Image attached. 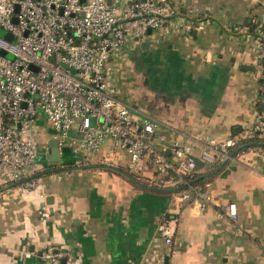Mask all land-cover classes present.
<instances>
[{
  "label": "crops",
  "instance_id": "obj_1",
  "mask_svg": "<svg viewBox=\"0 0 264 264\" xmlns=\"http://www.w3.org/2000/svg\"><path fill=\"white\" fill-rule=\"evenodd\" d=\"M173 1L179 26L129 40L123 57L112 59L109 92L132 107L134 120L157 121L151 143L169 159L176 160L171 144L180 142L203 165L211 142L254 137L263 109L264 0ZM45 124L40 115L36 140ZM48 131L35 171L52 164L64 170L53 166L36 188L6 186L0 175V264H39L49 244L69 251L74 264H158L162 256L175 264H264V147L238 152V145L206 173L209 204L194 214L193 203L182 200L190 189L167 184L150 167L133 171L129 154L109 143L99 155L106 163L69 145L52 163L54 131ZM231 204L233 216L226 213ZM174 215L178 224L168 244L163 232Z\"/></svg>",
  "mask_w": 264,
  "mask_h": 264
},
{
  "label": "built area",
  "instance_id": "obj_2",
  "mask_svg": "<svg viewBox=\"0 0 264 264\" xmlns=\"http://www.w3.org/2000/svg\"><path fill=\"white\" fill-rule=\"evenodd\" d=\"M180 11L173 0H0V28L13 37L0 34V49L10 55L0 54V175L4 185L38 187L41 177H35V165L41 155L33 128L43 115L60 149L69 145L93 160L109 143L114 150L129 154L133 171L150 167L166 175L165 181L173 187L188 185L190 192H183L182 200L193 203L194 214L206 210L208 185L192 186L188 178L229 160L236 142H211L201 154L203 165L191 145L174 142L173 161L151 143L157 121L148 115L134 120L132 107L111 94L108 85L112 59L123 57L129 40L171 34L179 26ZM259 48L264 88V39ZM252 132L264 140V107ZM106 162L105 156L98 160ZM226 213L236 214L234 204ZM177 224V215L166 222L163 237L168 244L173 242ZM39 264H74V259L69 251L49 244ZM158 264L175 263L165 262L162 256Z\"/></svg>",
  "mask_w": 264,
  "mask_h": 264
},
{
  "label": "trees",
  "instance_id": "obj_3",
  "mask_svg": "<svg viewBox=\"0 0 264 264\" xmlns=\"http://www.w3.org/2000/svg\"><path fill=\"white\" fill-rule=\"evenodd\" d=\"M238 145L241 146V149L237 150L238 152H240V151H243V150H247V149H249L251 147H264V140L261 139L260 137H258L257 135H255L254 137L247 138V139L241 141L239 144H236L237 147H238ZM235 147H232L231 152H233ZM54 165H56V164H52V166H49L47 169H45L42 172H36L35 177H41L42 175L51 172L53 169L56 172L65 169L63 167H58L57 168V166L55 167ZM53 166H54V168H53ZM98 166L103 167V168L104 167L105 168L106 167L113 168V167H109V166H106V165H98ZM217 167H215L212 171H215L217 169ZM123 172H125V171H123ZM209 172H211V171H209ZM127 175H129L130 177H133V175H131L129 173ZM188 179H189V183L192 186L206 185L210 181V178H209L208 174H195V175L189 177ZM178 189L183 191V190H188L189 187H188V185L180 184Z\"/></svg>",
  "mask_w": 264,
  "mask_h": 264
},
{
  "label": "water",
  "instance_id": "obj_4",
  "mask_svg": "<svg viewBox=\"0 0 264 264\" xmlns=\"http://www.w3.org/2000/svg\"><path fill=\"white\" fill-rule=\"evenodd\" d=\"M14 20L16 21L17 19L14 18ZM152 33V30L149 29L147 34L150 35ZM5 37L9 38V39H12V35L11 33H6L5 34ZM0 54L2 55H9L7 52L3 51L0 49ZM10 56V55H9ZM264 107V106H263ZM49 147H50V161L52 163H57L60 161V155H61V152H60V143H59V140L57 138H53L51 139L50 143H49Z\"/></svg>",
  "mask_w": 264,
  "mask_h": 264
},
{
  "label": "rangeland",
  "instance_id": "obj_5",
  "mask_svg": "<svg viewBox=\"0 0 264 264\" xmlns=\"http://www.w3.org/2000/svg\"><path fill=\"white\" fill-rule=\"evenodd\" d=\"M5 33H6V31L4 29L0 28V34L4 35ZM73 74H76L75 71L73 72ZM50 127H51V124L46 120L45 126L44 127L42 126V129H43V132H44V136L42 138H40V139H38V137H37L38 148H39L41 153L43 152V148H44V145H45V137L49 136V134H50V132L48 131ZM51 134H53L55 136L54 132H52Z\"/></svg>",
  "mask_w": 264,
  "mask_h": 264
}]
</instances>
